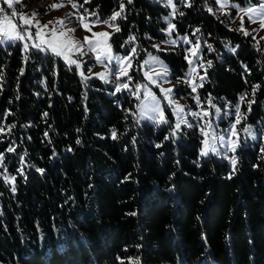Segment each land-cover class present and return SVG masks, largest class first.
I'll return each instance as SVG.
<instances>
[{
    "label": "trees",
    "instance_id": "1",
    "mask_svg": "<svg viewBox=\"0 0 264 264\" xmlns=\"http://www.w3.org/2000/svg\"><path fill=\"white\" fill-rule=\"evenodd\" d=\"M74 1L100 20L119 11V0ZM174 2L175 32L200 41V60L212 61L206 76L200 69L205 78L197 95L235 106L248 93L256 102L250 112L241 104L242 122L254 129L264 116V42L209 12L215 0ZM168 11L155 0H125L126 19L117 18L121 31H112L110 42L124 54L136 47L134 63L148 50L157 52L170 77L181 79L190 72L188 45L152 46L165 39ZM130 35L137 40L122 48ZM30 49L20 41L0 46V262L264 264L263 138L241 142L231 153L233 172L229 158L200 155L197 125H182L171 137L166 124H137L131 115L137 99L129 92L113 95L100 79L84 80L62 58ZM190 91L184 83L174 88L189 99ZM4 176L16 177L15 192Z\"/></svg>",
    "mask_w": 264,
    "mask_h": 264
},
{
    "label": "snow or ice",
    "instance_id": "2",
    "mask_svg": "<svg viewBox=\"0 0 264 264\" xmlns=\"http://www.w3.org/2000/svg\"><path fill=\"white\" fill-rule=\"evenodd\" d=\"M15 2L18 3L20 2V0H15ZM88 2L89 0H85V3ZM218 2L220 3L221 11H223L229 6V0H218ZM6 3L8 5V8L12 9V17H16L17 13L15 8L13 7L14 0H6ZM68 3H70L73 8L78 7L77 4L72 2V0H68ZM127 3L131 4L132 0H127ZM167 3L173 8V12L171 13V15L175 16L176 6L173 3V0H167ZM63 6V3H54L50 7L52 9H56ZM188 6L190 7L191 4H189ZM80 7H82V5ZM232 7L237 8L239 12L244 14V16H247L250 22L256 23L257 21H259V27L261 29H264V0H261L258 5H249L247 8H242L239 5L235 4L232 5ZM3 11L4 10L0 8V12ZM124 11L125 0H119V11L113 12V14L108 19L101 21L95 12L89 13V15L95 17V19L91 21L92 24L95 25L103 23L108 27L112 28L113 33H119L121 31V28L115 22L117 21V18L126 19V17L123 15ZM208 11L211 12L212 9L209 8ZM180 15L182 16L183 13H180ZM244 16L239 17V19L241 20V25L238 31H241L243 35L248 36L250 35V33L243 27ZM12 17L5 15L0 18V44H5L13 41L24 42L27 40H36L38 42L33 43L31 45V48L36 49L38 52H51L54 56L63 58L69 66L74 65L77 69L82 68V58L88 55L89 53H92V58L97 64L103 66L104 71L100 73H91L90 76H85L84 72L80 71L82 79L88 80L91 79L92 76H96L99 79L103 80L105 83H109V77L114 76V81H111L115 85V92L113 93V95L122 91H128L131 96H134L139 101V103L136 105L138 112H131V110H126L131 112V115L136 120L137 124H139L140 121L144 119L151 121L157 126L166 124L172 129L170 133L171 137H176L178 134L181 133L182 125L186 126L187 128L193 127V124L189 123L186 118L185 105L180 104L179 101L174 99L172 96L173 88L175 87V85L169 88L163 87L161 81L168 82L166 78L169 75V69L167 65L163 64V62L159 60L158 57L149 54L148 60H145L143 62L141 68L150 64H158L159 70L156 71L155 69H150L149 71H145L144 78L147 82L143 84H136L133 88L128 83V81L132 80L130 70L132 69V60L137 54L136 47H132L128 55H115L113 53L112 46L110 43L113 33L106 31L92 32L91 27H89L88 24L84 23V21L87 19L86 16H78V19L81 24H83L84 28H86L89 32H92V36H85L83 38V41L76 40L70 35V33L75 32V29H65L63 19H58L56 21V23L60 25V30H58L56 27L49 28V25L52 24L53 21H48L47 23L41 25L40 21L35 19V13H32L31 16L27 14H21L19 16V25L13 22ZM165 19L167 20L168 18L165 17ZM33 27L36 28L34 34L31 30ZM175 28V24L169 21L167 28L163 31H166L170 38L166 41H163V43L175 46L178 44V40L180 39H182L183 42L186 44L192 43V41L189 40L187 36L172 39L171 36ZM198 31L199 29H197V32ZM136 40L137 37L135 35H130L120 46L123 48L126 45L134 44ZM152 46L158 50H164L161 49V46L159 44H154ZM23 48L26 53L31 50L27 42L23 43ZM199 48L200 44L199 41H197L192 48L186 49V51L190 53L189 56H185V59L188 60L189 64L193 63L191 57H198ZM208 50H212L211 45H208ZM232 51L235 52L236 49H232ZM77 55L79 59L74 58ZM25 60H27V56L25 57ZM112 64H115V68L110 67V65ZM211 65L212 61H207L206 66L203 61L200 62L199 67L205 69V76L207 75V67H211ZM89 72H91V69H89ZM194 73H196V75H199L195 67H193L188 73L187 78L179 79L177 81V84H188L191 87V93H196L197 88L203 86V80L205 76H200L198 83L193 75ZM21 74H23V69H21ZM122 78H124L123 82H121ZM149 84L156 85L157 87H159L162 96L157 97L156 94L152 92L151 88L149 87ZM258 88L259 85H256L252 88V97H255V93ZM141 95L143 98H141ZM248 95V93H244L243 95H241L239 97V103L235 105V121L228 130L229 135L227 139L224 136L218 137L214 135L211 121L207 119L211 115V113L207 109L201 106L200 111L188 113V115H191L195 118H198L200 121H203V123L199 126V131L203 137L202 147L200 149L201 156H208L209 154L220 155V148L224 149L225 154H227V152L234 153L236 151L237 147H239V132L237 130V125L241 124L242 120L247 119L246 114L241 112V104L246 102L248 111L250 112L252 104L256 102L255 99H246ZM193 99H195L198 106L201 105V101L198 95L193 96ZM161 100L167 102V106L171 109L172 115L176 117V122L174 126L169 123V120L165 115ZM207 104L211 108L216 107L215 104L212 103L210 97L207 101ZM216 112L219 113L220 109L216 108ZM44 115L47 116V113H45ZM2 131L3 129H0V132ZM243 131L249 136H252V130L250 126H245L243 128ZM45 136H47V133H45ZM111 138L114 140L118 138L117 131L115 128L111 130ZM252 138L255 139V136H252ZM165 139H169V136H166ZM133 142H135V138H133ZM76 143L79 144L80 141L77 140ZM156 147H160V145H156ZM13 151H15V148H7V152ZM229 159L231 161L232 169L234 172L235 165L237 163L236 158L235 156H231L229 157ZM2 160L3 153H0V162H2ZM21 160H23V157H21ZM0 166H2V164H0ZM37 170L43 172V169ZM23 171V168L19 169L21 175L23 174ZM15 180V176H4V182L9 183L11 185V190L13 192L16 191Z\"/></svg>",
    "mask_w": 264,
    "mask_h": 264
},
{
    "label": "rangeland",
    "instance_id": "3",
    "mask_svg": "<svg viewBox=\"0 0 264 264\" xmlns=\"http://www.w3.org/2000/svg\"><path fill=\"white\" fill-rule=\"evenodd\" d=\"M155 1L160 2L161 4L165 5L169 10L167 14L162 16V19L165 22V26L163 28V30H164L167 28L169 21H171V23L174 24V22H173L174 16L171 15V13L173 12V8L168 5L167 0H155ZM215 1H216V4L211 8L212 11H214L218 15L223 16L225 25H227L229 28H235L237 30L240 28V25H241V20L239 19V17L244 16V14L239 12V10L237 8L232 7V5L235 4V5H239L242 8H247L249 5H258L261 2V0H244V2H241L239 0H229V6L227 8H225L223 11H221L220 10V3L218 2V0H215ZM72 2L77 4L78 7L73 8L72 5L70 3H68V0H20V2H18V3L15 2V0H14L13 7L16 10L17 16L12 17V9L8 8L6 0H0V8H2L4 10L3 12H0V18L7 15L9 17H12L13 22H15L19 25V23H20L19 16L21 14H27V15L31 16L32 13H35V19L39 20L41 25L47 23L48 21H53V23L49 25V28L56 27L58 30H60V25L57 24L56 21L58 19H63L64 20V28L65 29H75V32L70 33V35L74 39L81 40V41H83V38L85 36L91 37L92 32H105L106 31V32L112 33L113 29L108 27L107 25H105L103 23L95 24V25L92 24L91 21L94 20L95 17L90 16L89 13H93V12L88 10V9H83L82 7H80L81 5L76 3L74 0H72ZM54 3L55 4L63 3L64 6L56 8V9H52L50 6ZM173 3L175 4L174 0H173ZM85 10H87V11H85ZM115 11H118V9H115L113 12H115ZM175 11H176V7H175ZM81 15L87 17V19L84 21V23L88 24L89 27H91L92 32H89L86 28H84L83 24H81V22L79 21L78 16H81ZM110 16H108L107 19ZM165 17H167L168 19L166 20ZM101 21H103V20H101ZM259 24H260L259 21H257L256 23H252L248 20L247 16H244V20H243L244 29L252 34L254 41L258 42L261 40L264 42V39H262V38H264V29H261L259 27ZM31 30L34 34L36 31V28L33 27ZM163 32L165 34V39H163L161 41H154L153 45L159 44L161 46V49H164V50H169V49H172L176 46H186V45H188L186 47H187V49H189V48H192L197 42V41L194 42L188 35L176 33L174 30L172 33V36H171L172 39H177V38H182V37L187 36L188 39L192 41V43L186 44L183 42L182 39H180V40H178L177 45H175V46L168 45V44L163 43V41L168 40L170 37L168 36V33L166 31H163ZM99 39H103V38H99ZM25 42H27L31 48V45L33 43L38 42V41L27 40V41L21 42L22 47H23V43H25ZM8 43L0 44V46H5ZM199 44H200V48H199L198 57H191L193 60V63L189 64V71H191V69L193 67H195L197 70V73L199 74V75H196V73L193 74L198 83H199V77L201 76V73H202L200 70L202 68L199 67V64L201 62L200 58H201L202 47H203L202 43L200 41H199ZM111 46H112V44H111ZM112 50H113V53L115 55H119V56H125V55L129 54V53L124 54L122 52H116V51H114L113 46H112ZM149 54H151L152 56L158 57L159 60L163 62V64L167 65L165 63V61L163 60V58L157 52H154L152 50L146 51L144 57L140 60H137L136 63H134V59H133L132 60V69L130 70V75L132 76V80L128 81V83L133 88L135 87L136 84H143V83L147 82L144 78V72L145 71H149L150 69H155L156 71L159 70L158 64H150V65H146L143 68H141V65L143 64V62L145 60H148ZM189 55H190V53L187 52V56H189ZM92 56H93V54L89 53L88 55H86L82 58L83 59L82 68L79 70L83 71L85 76H90L91 73H100V72L104 71L103 66L100 64H97L95 62V60L92 58ZM74 58L79 59L78 55ZM110 67L115 68V64L110 65ZM89 69H91V72H89ZM92 77H96V76H92ZM96 78H98V77H96ZM184 78H187V77H184ZM114 79H115L114 76H110L109 77V80H110L109 83H105L103 80H101V79L100 80L103 82V84L107 85L108 87L115 89L114 83L111 82V81H114ZM166 79L168 82L161 81V83L163 84V87H165V88L173 87L174 85L176 86L177 81L179 80V79L171 78L170 77V71H169V75ZM123 80H124V78H122L121 82H123ZM149 87L151 88L152 92L156 94L157 97L162 96V93L160 92L159 87H157L156 85H152V84H149ZM174 88H173L172 96L174 99L178 100L180 104L185 105V114H186V118L189 121V123L197 125L198 128L203 123V121H200L198 118H195L191 115H188V113H190V112L200 111L201 106H202L211 113V115L207 119L211 121L214 135H216L218 137L224 136L227 139V137L229 135L228 130L230 129L231 125L235 121V106H230V103L227 100L221 98L218 101H212V103L215 104L216 107L211 108L207 104L208 100L207 99H205V100L201 99L200 97L199 98L201 101V105L198 106L195 99H193V96L197 95V92L191 93V91H190L189 95L191 96V98L189 99L186 97L185 94L181 95V96H176L174 94ZM189 88L191 90L190 86H189ZM141 98H143L142 95H141ZM138 103H139V101L137 100L136 105ZM161 103H162V106L164 108V112L166 115V109L165 108L168 107L167 102L164 100H161ZM216 108L220 109L219 113L216 112ZM135 112H138L137 107H135ZM241 112L247 114L246 108L245 109L241 108ZM173 117H174V124H175L176 117L175 116H173ZM142 122L152 123L151 121L146 120V119L140 121V123H142ZM245 126H250V125H248L245 122H241V124L237 125V130L239 132V144L241 142L246 143L249 140H254L252 138V136H255V139H257L258 135H259L261 138L264 139V116L257 119V121L252 124V126L254 128V129L251 128L252 136H249L247 133H245L243 131V128ZM202 140H203V137H202ZM201 147H202V141H201L200 149H201ZM218 147H219V145H218ZM200 149H199V152H200ZM231 153L232 152H227V154H225L224 149L220 148V155H215V154H212V155H215L217 157L229 158V157H231ZM0 264H10V263L0 262ZM174 264H180V260H177Z\"/></svg>",
    "mask_w": 264,
    "mask_h": 264
}]
</instances>
